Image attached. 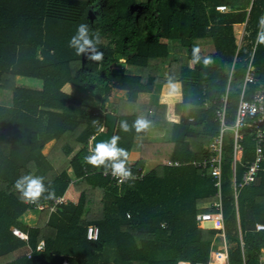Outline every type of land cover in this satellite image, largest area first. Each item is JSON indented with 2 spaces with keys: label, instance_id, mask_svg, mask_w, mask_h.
I'll use <instances>...</instances> for the list:
<instances>
[{
  "label": "trees",
  "instance_id": "1",
  "mask_svg": "<svg viewBox=\"0 0 264 264\" xmlns=\"http://www.w3.org/2000/svg\"><path fill=\"white\" fill-rule=\"evenodd\" d=\"M262 16L264 0H0V89L11 95L0 102V264H112L99 255L109 244L130 264L207 262L218 248L220 230L203 227L208 225L195 216L209 209L198 204L213 201L214 178L189 166L149 165L145 154L158 146L157 160L206 156L219 134L215 110L223 96L225 125H233L241 95L248 99L259 83L264 85V44L257 43ZM82 23L99 33L102 60L88 59L87 52L76 56L68 46ZM193 46L201 50L199 63L191 60ZM205 57L212 62L205 65ZM248 68L256 83L242 92ZM17 76L38 84L19 83ZM169 83L176 89L163 90L158 105L138 114L133 110L139 93ZM114 89L126 91L127 108L114 111L113 136L129 153L136 120L149 122L145 134L166 129L171 104L178 117L175 136L172 132L160 144L144 142V154L127 163L144 172L143 178L120 185L108 170L85 160L106 111L85 98L89 93L105 102ZM124 121L131 131L121 129ZM249 127L247 122L239 130L242 155L234 171L233 132L222 134L221 202L229 264H260L264 251V230L255 229L264 223V170L234 197V184L255 156ZM27 175L43 177L49 191L67 198L54 213L39 211L34 225L25 223L24 213L33 208L15 187ZM89 225L98 228L96 240L87 239Z\"/></svg>",
  "mask_w": 264,
  "mask_h": 264
},
{
  "label": "built area",
  "instance_id": "2",
  "mask_svg": "<svg viewBox=\"0 0 264 264\" xmlns=\"http://www.w3.org/2000/svg\"><path fill=\"white\" fill-rule=\"evenodd\" d=\"M220 10L224 9V6H218ZM256 79L250 68L247 69L242 92L247 84H255ZM225 107H226V96L221 98V104L215 110L216 119L219 121V134L215 136L208 144V153L206 156L200 159L191 160L188 164L192 165L194 168L200 170L209 171L210 175L214 178V187L216 188V193L213 201L210 204V210L198 212L195 216L197 222L204 223L210 222L211 224L207 228L218 229L219 235L224 239V227H223V215H222V202H221V162H222V134L225 130L231 129L233 132V171L235 169V164L240 162L242 155V136L239 132L245 124L249 123V131L254 142L255 156L253 161L246 167L242 178L238 184H234V197H237V189L249 184L253 179L254 175L260 171L264 170L263 161V146H264V85L259 83L257 89L252 93L248 99H243L242 95L240 97L235 120L233 125H225ZM90 153H92L91 147L89 146ZM89 153V154H90ZM184 163L179 161H167L169 166H181ZM127 167L132 169L131 166ZM132 177L123 178L115 177L112 175L110 169L107 171L111 180L115 184H122L127 180H141L144 176L142 171L131 170ZM122 181V182H121ZM26 202L38 211L47 209L49 214L57 211L58 207L67 203V198L64 194L54 195L52 198L45 200H39L35 203L26 200ZM127 217L129 214L127 213ZM256 230H264V223H256ZM13 232L22 239H26L27 236L18 230H13ZM98 228L95 225H89L87 228V239L96 240L98 238ZM63 264H68L64 262ZM177 264H190L187 261H178ZM194 264H229L228 262V248L226 242H224L214 250H211L210 256L207 262H196ZM260 264H264V259L261 260Z\"/></svg>",
  "mask_w": 264,
  "mask_h": 264
},
{
  "label": "clouds",
  "instance_id": "3",
  "mask_svg": "<svg viewBox=\"0 0 264 264\" xmlns=\"http://www.w3.org/2000/svg\"><path fill=\"white\" fill-rule=\"evenodd\" d=\"M259 28L264 29V16L259 19ZM100 39L99 33H90L89 26L82 23L78 26L76 34L70 38L68 46L74 49L76 56H83L87 52L90 53L88 59L100 61L104 58V52L97 48V45L100 44ZM257 43L264 44V30L258 32ZM200 52L201 50L199 47L193 46L191 50V60L199 63L202 59ZM211 62V57L203 58V63L205 65ZM148 126L149 122L143 119L136 120L132 125L137 134L147 130ZM121 129L125 132L131 131L126 121L121 123ZM119 140V136H113L109 142L96 143L92 153L87 155L85 160L88 164L97 169L101 167H103L105 171L110 169L113 176L127 179L132 177V172L130 168L127 167L129 151L124 147L118 146ZM43 179L44 178L41 176H23L16 180L15 187L26 200L33 203L39 201L45 192H48V196L45 197L46 199L52 198L54 192L49 191V189L45 187ZM42 248L43 244L40 245L38 251Z\"/></svg>",
  "mask_w": 264,
  "mask_h": 264
},
{
  "label": "crops",
  "instance_id": "4",
  "mask_svg": "<svg viewBox=\"0 0 264 264\" xmlns=\"http://www.w3.org/2000/svg\"><path fill=\"white\" fill-rule=\"evenodd\" d=\"M172 48H173V50H177L178 45L176 43H173ZM182 54H186V51L184 49L182 51ZM167 71L168 70L165 67V68H162L160 73L165 75L167 73ZM128 72L132 73L131 70H128ZM166 86H167V84H165V85L158 84L154 87V89L150 93H139L137 96L136 104L133 106V108H134L133 110L138 114L140 112V110L147 111L150 108V106L158 105L160 102V99H161V95L163 94V90H167V89H171V88H173L174 90L176 89L175 85L173 83H169V86H167V87ZM125 98H126V91L125 90L114 89L112 95L109 96L105 102H102V103H104L103 108L105 107L104 109L105 110L107 109L105 112H110V113L115 114L114 111H116V109H119V108L121 111H123L125 109V107L127 106V105H125V103H123ZM171 108H172V104L170 106H168V108H167V117L168 118L165 120L166 121V123H165L166 129L164 131H160V130L151 131V132H148L145 134L139 133V134H136L134 136V146L132 147V149L129 153V160H128L129 164L134 163L135 160H137L138 158H140L144 154V152L142 151V147H141V144H143L144 142H152L154 144H160L162 142H165L167 139L170 140L172 138V132L175 136V133L177 132V129H178V127L175 126L177 124L176 122L178 121V117L173 116L172 112L174 110V107H173V110ZM115 115L117 116V121H118V115L117 114H115ZM102 122H103V118H102ZM169 122H173V123H169ZM167 124H169V125L173 124V125H172V127H168L169 125H167ZM116 125H117V123H116ZM103 128L104 127L102 124V127L100 128V130H102ZM91 138H90V140H91ZM90 140H89V146H90ZM89 146H88V148H89ZM47 147L49 149V145H47ZM157 150H158V146H157V148H155V151L153 153H151L149 151L146 152V154H145L146 158L150 159V162H147V164L150 163V164L154 165L156 162L161 164L164 161L163 163L167 167L189 166V167L194 168L192 165L188 164L191 160H194V159H190L187 161H180V160H174V159H167V160L166 159L165 160L159 159V160H157L156 159L157 154H158V153H156ZM157 158H160V157H157ZM198 159H200V158H198ZM169 160L179 161V162L184 163V164L181 166H169V165H167V161H169ZM195 169H197V168H195ZM67 170H71V168H68ZM71 173L73 176L71 178L74 179V174H73L72 170H71ZM206 207H210V203ZM35 212H36V216H35ZM24 214L28 215L27 216L28 222H25V219L23 220L22 218H21V221H24L27 225H34L36 223L38 215H39L38 210L36 211V209L27 210ZM24 214L22 215V217H25ZM208 226H203V227H208ZM219 237H220V241L218 243V247L225 240V238L223 239L220 235H219ZM262 259H264V251H263Z\"/></svg>",
  "mask_w": 264,
  "mask_h": 264
},
{
  "label": "rangeland",
  "instance_id": "5",
  "mask_svg": "<svg viewBox=\"0 0 264 264\" xmlns=\"http://www.w3.org/2000/svg\"><path fill=\"white\" fill-rule=\"evenodd\" d=\"M242 32H243V29L241 30V34H242ZM118 62L123 63L124 61H123V59H119ZM16 80H17V82H19V83H30V84H35V85L38 84L37 81H32V80H30V79H28V78H23V77H20V76L16 77ZM6 94L8 95V91L5 92V91H1V89H0V102L5 101V99H6V101L11 99L10 92H9V95H8V96H7ZM86 95H87V94H86ZM86 95H85V96H86ZM85 100H86L89 104H91V105H93V106L103 107V105H104V103H102V101H99V100H96V99L92 98L91 95H90L89 93H88L87 97L85 98ZM104 108H105V107H104ZM108 109H109V108H108ZM106 110H107V109H106ZM47 149H48V147L46 146L45 149H44L43 151L46 152ZM67 171H68V173L70 174V176L73 177V176H72V173H71V170H67ZM208 204H209V203L200 202V203L198 204V208H199V209H202L203 207L207 206ZM206 209L209 210L210 207H209V209H208V208H206ZM38 214H39V211H38ZM38 216H39V215H38ZM36 218H37V217H36ZM37 219H38V218H37ZM204 225H210V222H205ZM200 226H202V224H201ZM220 243H221V242H220ZM99 255H100V259H101L102 261L110 262V263H112V264H130V262H128V261H124V260H121V259L119 258L118 254H117V251H116V249H115V246H113L112 244H109V245L105 246V248L103 249L102 252H100Z\"/></svg>",
  "mask_w": 264,
  "mask_h": 264
},
{
  "label": "water",
  "instance_id": "6",
  "mask_svg": "<svg viewBox=\"0 0 264 264\" xmlns=\"http://www.w3.org/2000/svg\"><path fill=\"white\" fill-rule=\"evenodd\" d=\"M117 116L110 112H105L103 115V129L96 133L90 140V147L93 151L96 143L109 142L114 135L116 128Z\"/></svg>",
  "mask_w": 264,
  "mask_h": 264
}]
</instances>
